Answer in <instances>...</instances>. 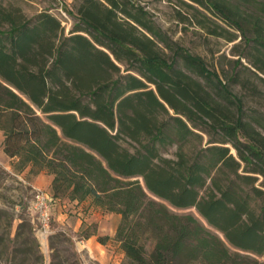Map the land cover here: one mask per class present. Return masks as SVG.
Returning <instances> with one entry per match:
<instances>
[{"label":"trees","instance_id":"trees-1","mask_svg":"<svg viewBox=\"0 0 264 264\" xmlns=\"http://www.w3.org/2000/svg\"><path fill=\"white\" fill-rule=\"evenodd\" d=\"M184 1L209 35L240 38L234 70L244 58L264 77V0ZM65 14L67 34L47 11L27 17L0 0V131L13 173L44 172L52 201L119 215L112 237L97 236L119 264H264V115L249 117L135 0H73ZM1 220L0 256L9 244L11 264H42L32 220L12 237ZM84 226L78 238L96 235Z\"/></svg>","mask_w":264,"mask_h":264},{"label":"rangeland","instance_id":"rangeland-1","mask_svg":"<svg viewBox=\"0 0 264 264\" xmlns=\"http://www.w3.org/2000/svg\"><path fill=\"white\" fill-rule=\"evenodd\" d=\"M73 0H5L6 6H19L27 17L41 12L56 16L65 29V34L71 29L73 19L65 14V8ZM142 5L152 16L155 24L166 33V35L180 47L194 56L201 58L207 69L216 73L217 76L226 84L229 90L243 101L244 109L251 118L264 115V77L260 73H255L257 77L251 75L243 69L248 64L244 58H241L242 67L233 69L234 61L239 58L238 54L244 49V44L240 38L232 43L226 42L223 38H217L207 33L206 29L197 25L196 19L200 18L196 8L184 0H135ZM210 29L212 20L206 22ZM230 33V32H229ZM167 59L171 58L169 52L164 51ZM251 71L254 72L253 69ZM234 73L240 74L234 80ZM262 78V81L259 80ZM253 83V84H252ZM256 86V89L254 88ZM206 139V138H205ZM1 141V136H0ZM174 148L164 154L165 157H171ZM8 163L4 157L0 159V212L8 214L12 222L10 230L11 237L14 235L20 218L33 221V214L29 210L32 201V189L19 181L14 175L4 174L3 164ZM4 171V173H3ZM99 210V209H98ZM171 210L177 214H193L198 219L199 216L194 209ZM100 211V210H99ZM4 219V217H3ZM201 220V219H200ZM114 222L109 219L108 223ZM120 219L118 221V224ZM4 220L0 222V235L3 233L1 227ZM117 224V226H118ZM35 226V225H34ZM96 231L94 223L86 224L83 227V233H92ZM60 233L61 236H55ZM80 231L77 232V234ZM34 236L40 246V253L43 257L42 264H97L95 261L80 256L75 250V242L78 235L73 236L68 229L59 228L57 222H51V234L45 238H40L34 232ZM7 244V243H6ZM0 256V264H11L10 248ZM28 264H33L30 260Z\"/></svg>","mask_w":264,"mask_h":264},{"label":"crops","instance_id":"crops-1","mask_svg":"<svg viewBox=\"0 0 264 264\" xmlns=\"http://www.w3.org/2000/svg\"><path fill=\"white\" fill-rule=\"evenodd\" d=\"M0 136V159L4 157L8 160L7 164L3 161L1 162L3 168L13 174L19 181L28 185L32 190L43 191L52 196L51 182L53 177L51 175L41 172L36 176H31L28 174V170L22 173H13L9 159L2 152L3 133L1 131ZM51 214L53 221L57 222L59 228L68 229L76 237L78 235L77 232L82 229V226L91 223L96 225V235L76 240L75 250L80 256L91 259L97 264H119L122 261L123 255L120 252H109L97 241L98 235L112 237L115 234L120 219L119 215L105 214L90 206L88 202H70L66 199L53 200ZM109 219H113L114 222L108 223Z\"/></svg>","mask_w":264,"mask_h":264},{"label":"built area","instance_id":"built-area-1","mask_svg":"<svg viewBox=\"0 0 264 264\" xmlns=\"http://www.w3.org/2000/svg\"><path fill=\"white\" fill-rule=\"evenodd\" d=\"M33 197L29 210L33 214V223L38 237L45 238L51 234V196L33 189Z\"/></svg>","mask_w":264,"mask_h":264}]
</instances>
